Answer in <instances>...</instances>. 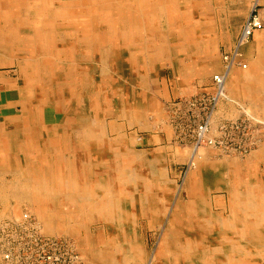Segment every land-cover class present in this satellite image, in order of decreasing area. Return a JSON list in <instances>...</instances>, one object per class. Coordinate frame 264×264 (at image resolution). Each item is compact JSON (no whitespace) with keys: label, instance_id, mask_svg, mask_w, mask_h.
<instances>
[{"label":"bare ground","instance_id":"bare-ground-1","mask_svg":"<svg viewBox=\"0 0 264 264\" xmlns=\"http://www.w3.org/2000/svg\"><path fill=\"white\" fill-rule=\"evenodd\" d=\"M262 3L0 0V228L16 227L0 264L17 230L67 244L73 264H264ZM167 71L189 100L210 96L191 127L164 106ZM237 106L262 138L247 154L222 143ZM139 132L156 148L138 151Z\"/></svg>","mask_w":264,"mask_h":264},{"label":"rangeland","instance_id":"rangeland-1","mask_svg":"<svg viewBox=\"0 0 264 264\" xmlns=\"http://www.w3.org/2000/svg\"><path fill=\"white\" fill-rule=\"evenodd\" d=\"M257 13L264 16V4L263 3L260 4V6L258 7ZM258 14H256V17H258ZM218 53L226 54L227 52L224 49L221 50L219 48ZM255 54H256L255 46H253V48L249 51V55L251 56ZM247 62L248 60L245 59L243 61V65L247 64ZM238 69H240V71H238V74H239L242 71H241V68H238ZM71 76H73V74ZM160 77H161V81L163 84L161 85V88L163 89V92L166 94V96L170 98L164 103V106L167 107V104L169 103H171L174 108H177L178 105H182V111L178 112L179 116L177 117V119L182 116V121L184 122L185 126L189 127L190 121L191 122L195 121L194 112L196 109L198 110H203L206 108L208 109L205 99L210 98V96L204 93L202 97L198 98L197 100L195 98L194 99L192 98L191 100H189L190 99L189 96H186L184 93H180L179 89H181L182 86L177 80H175V78L171 75L169 71L164 72L163 74L160 73ZM198 81H199L198 78L196 79L192 78L190 79V83H191L190 85H192L193 88L196 87L197 89H199V85H203V83L198 82ZM175 91H177L178 94H175ZM181 94H183V97ZM247 104L250 107V104L249 103ZM243 107L245 106L236 107V114L233 117V119L237 120L239 118L238 111L240 112L239 115L241 117L240 119L237 120L238 121L237 123H234V122L227 123L228 125L225 131L228 134V138L225 137L224 140L222 138V141H223L222 143L225 144V148H227L226 151L228 152L234 151L236 154L238 153L247 154V153H250L252 150L255 151L257 146L254 143L256 144L257 142L261 143V140H262V138H260V135H255L252 133V129L250 128V125H251L250 122L252 119H249V118H253V117L248 116L245 111L247 109L246 108L242 109ZM211 110H213V107H210L209 111ZM249 112L252 114V110H250ZM179 123H180V119L177 120L176 124L178 125ZM202 123H206V121L204 120ZM253 126L260 129L264 125L259 124L258 126L257 125H253ZM138 136H142L146 140L149 138V144L137 146L138 151L140 150L144 152L146 150H152L156 148L152 145L151 136H148L146 133H140V132L138 133ZM157 140H158L157 147H159V145H162L165 147V146H168L170 143L166 139V137H164L163 134H161L160 138H158ZM174 140H176V138ZM189 143L193 144L194 142L192 140ZM220 158H222V155H220ZM187 169H188L187 166L182 167L178 165L175 166L174 169H172V173H175L178 176V181L180 183L182 182L181 177L184 176ZM175 174H172V176ZM6 225L7 224L5 223L2 224V228H0V236L16 233V227L12 230V232H7ZM161 229L162 228L160 227L158 228L157 231L160 232L162 231ZM3 230H5V233L2 232ZM146 232H147L145 234L146 244L151 250V248H153L155 245V239L153 236V232H150V231H146ZM17 233L20 234V239H21L20 245H16L13 241L10 242V245L14 248V251H16L17 253V254L14 253L16 260L14 261L13 264H73L74 263L75 260L73 258H75V256L72 254L67 244L56 240L54 237H53L54 240H50V243L48 245L47 242L43 238L32 236L30 233H27V231L23 232L21 230H17ZM25 234H28L30 238L25 236ZM24 250L30 253L31 255L30 258L26 259L23 257L20 258L18 256L20 255L19 251L24 252ZM86 261L87 263L85 264H93L87 259Z\"/></svg>","mask_w":264,"mask_h":264},{"label":"built area","instance_id":"built-area-1","mask_svg":"<svg viewBox=\"0 0 264 264\" xmlns=\"http://www.w3.org/2000/svg\"><path fill=\"white\" fill-rule=\"evenodd\" d=\"M252 25L254 26V28L259 27V25L256 24L254 20H253V22H252Z\"/></svg>","mask_w":264,"mask_h":264}]
</instances>
